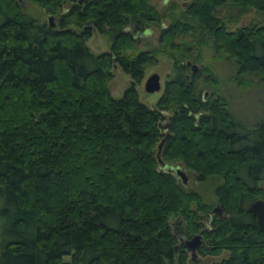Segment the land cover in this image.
Here are the masks:
<instances>
[{"label": "trees", "instance_id": "1", "mask_svg": "<svg viewBox=\"0 0 264 264\" xmlns=\"http://www.w3.org/2000/svg\"><path fill=\"white\" fill-rule=\"evenodd\" d=\"M225 6L236 16L219 17ZM249 9L264 13V0L165 12L151 0H0V264H194L182 238L195 235L201 256L228 253L216 264H264V233L247 212L264 200V117L233 114L182 39L198 32L196 47L234 60L239 88L264 85V25L227 27ZM151 25L159 47L137 50L134 32ZM95 32L108 50L91 51ZM159 52L175 74L148 106L136 87ZM115 66L130 76L118 98Z\"/></svg>", "mask_w": 264, "mask_h": 264}, {"label": "rangeland", "instance_id": "2", "mask_svg": "<svg viewBox=\"0 0 264 264\" xmlns=\"http://www.w3.org/2000/svg\"><path fill=\"white\" fill-rule=\"evenodd\" d=\"M191 0H151V4H153L158 10L165 12V9L170 8L172 4H176L179 7H186ZM22 7L25 12H33L35 11V6L29 4L28 2H22ZM238 13L237 8H229V6H225L219 9L218 16L227 19V16H236ZM44 19L54 24L52 16H45ZM264 13L257 12L255 9H249L245 11L241 16L235 18V20L231 23L228 22V29L234 30L235 28L246 25L251 22L256 23L260 21V25H264ZM169 19L164 18L160 25L168 24ZM159 25H151L148 28L141 30L139 32H134V36L137 37V50H153L157 49L158 46V37L160 32ZM198 33V32H197ZM195 33L187 34L182 36V39L187 43L192 44L194 47L191 51L193 56L200 55L201 61H192L195 67H192L193 72L203 65H208L213 74L217 79V88H219L220 93L225 96L229 103L230 109L233 114L238 117H241L244 120L250 121L252 123L257 122L261 118L264 117V85L257 84V78L252 81L254 84L250 87V89L239 88L234 82V76L236 74V64L234 60L224 59L222 56L216 55L207 45H202L201 47H196L195 44L200 39V35ZM200 36V37H199ZM199 38V39H198ZM87 45L91 49L92 52L98 54L103 51H106L110 47V42L108 39L101 34L95 32L88 40ZM172 53L177 55V52L170 50ZM185 52H181L183 54ZM181 60V58H179ZM195 69V70H194ZM113 77L109 81L108 87L113 97H121L123 95L124 90L130 84V76L126 74L119 66H115L112 69ZM175 72L174 69V60L167 55V53L159 52L156 57V62L151 64L145 68L144 77L142 81L137 85L138 98L140 102L146 104L148 106H153L156 104L159 97L162 95L165 82L168 77L173 76ZM153 73H157L160 76V90L156 92H148L145 90V81L146 79ZM215 87V86H214ZM210 84H202L201 88L203 91H211L214 89ZM217 95V94H216ZM189 173V172H188ZM188 173V179L190 184L193 183V177ZM195 185V184H194ZM210 185V184H207ZM198 189L200 188L197 185ZM205 194L206 192H210L209 188L202 187ZM190 237H183L182 240L184 242L189 241ZM227 252H222L219 255L211 256H201L197 251L192 253V251L188 252V259L191 260L194 264H216L220 262L223 258L227 257Z\"/></svg>", "mask_w": 264, "mask_h": 264}, {"label": "water", "instance_id": "3", "mask_svg": "<svg viewBox=\"0 0 264 264\" xmlns=\"http://www.w3.org/2000/svg\"><path fill=\"white\" fill-rule=\"evenodd\" d=\"M193 67H195V65H193ZM144 86H145V90L148 92L152 93L159 91L161 87L159 74L157 73L151 74L146 79ZM206 94L207 93L205 92L204 96H206ZM166 136H168V134ZM164 140L165 139H162V141L160 142L159 149L162 147ZM164 168H166L168 171H174V173L181 179L183 183H187L188 177L186 175V172L180 165L165 164ZM217 209H219V205L215 207V210ZM247 212H249L255 217L259 229L264 233V200L257 199L253 201L247 208ZM199 242H200V235H195L189 241H186V245L188 246V248L191 249L193 254Z\"/></svg>", "mask_w": 264, "mask_h": 264}, {"label": "bare ground", "instance_id": "4", "mask_svg": "<svg viewBox=\"0 0 264 264\" xmlns=\"http://www.w3.org/2000/svg\"><path fill=\"white\" fill-rule=\"evenodd\" d=\"M165 169V168H164ZM175 174V173H174Z\"/></svg>", "mask_w": 264, "mask_h": 264}]
</instances>
